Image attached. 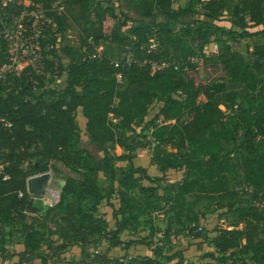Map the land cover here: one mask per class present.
<instances>
[{
  "label": "trees",
  "instance_id": "16d2710c",
  "mask_svg": "<svg viewBox=\"0 0 264 264\" xmlns=\"http://www.w3.org/2000/svg\"><path fill=\"white\" fill-rule=\"evenodd\" d=\"M125 1L142 17L127 33L123 28L131 18L115 2L8 3L10 17L36 5L43 8L51 23H45L40 44L51 59L45 58L42 73L25 68L19 75L4 72L0 78V91H4L0 118L12 124L5 128L0 122V234L6 224L22 222L21 252L25 257L30 254L22 262L28 263L39 259L48 264L76 246L77 258L68 264H183L163 246H151L153 228L149 240L143 236L141 240L151 246L150 254L128 260L122 256L121 261L110 252L113 248L127 252L138 243L123 240L121 234L137 231L141 217L168 213L169 219L193 231L203 210L214 208L229 222L217 229L215 251L205 264H264V0H187L177 7L173 0ZM53 4L62 5L64 12L58 14ZM74 8L80 46L61 47L68 59L64 64L56 56V41L67 26L68 11ZM224 12L236 28L224 29L216 23ZM158 15L163 18L158 20ZM253 37L263 41L247 55L226 41ZM212 39L222 45L217 53L206 55L204 47ZM104 42L124 51L130 46L133 59H123L116 67L104 53L90 57L95 46ZM153 42L155 48H148ZM199 60L221 64L225 72L221 81L203 79ZM55 70L58 76L65 75L60 90L44 82L45 73ZM227 84H240L243 90H228ZM223 91L225 100L219 101L216 96ZM155 102L161 106L150 120L148 144L150 162L159 174L151 176L146 167L133 164L129 152L134 147V126L142 124ZM77 110L85 117L89 139L104 149L102 168L85 165ZM116 145L129 151L116 158L128 162L119 177L111 163L115 158L107 154ZM57 163L69 173L58 201L46 207L27 194L25 181L51 169L59 172ZM99 170L109 175L107 190L99 183ZM182 170L180 180L165 182L167 172ZM229 173L240 178L235 188L229 186ZM115 192L117 206L111 202ZM102 201L111 207V220L98 212ZM96 238L107 241L105 249L97 248ZM43 246L46 253L39 251Z\"/></svg>",
  "mask_w": 264,
  "mask_h": 264
},
{
  "label": "rangeland",
  "instance_id": "374dc122",
  "mask_svg": "<svg viewBox=\"0 0 264 264\" xmlns=\"http://www.w3.org/2000/svg\"><path fill=\"white\" fill-rule=\"evenodd\" d=\"M103 4H111L115 2V6H120V8L126 12V14L131 18V21L128 22L127 26L123 28V30L127 33L128 28L134 24H137L139 20H141V14L134 8H130L125 0H100ZM187 0H173V7L184 6ZM77 14V9H70L67 13L68 20L67 26L64 31L59 32L56 41V56H60L62 62L65 64L68 59L64 57L61 47L69 46L74 49H78L80 46L81 39V31L78 24L75 22ZM44 15V13H43ZM45 18H48L44 15ZM163 17L158 15L157 19L161 20ZM217 24L223 26L224 29H228L230 27L236 28L231 25L229 21V17L226 12L222 14L220 19L216 22ZM53 30L55 28L53 27ZM12 32L14 30L12 29ZM225 36V35H224ZM227 36V35H226ZM229 38H226V41L230 42L234 49L239 50L242 54L247 55L248 50L257 44L261 43L263 39L261 37H253V38H245L238 39L236 41H230ZM216 43L218 45V49L221 47L222 43L220 41L212 39L208 47H204V51L206 55H209L210 50L212 49L213 44ZM96 48V47H95ZM125 48V47H124ZM13 50V49H12ZM130 46H126L125 51L121 49L120 46H117L113 43L104 42L97 46V53H104L112 58L114 61L121 62L123 59L126 61H131L133 59V53L130 51ZM45 58L51 59V56L48 54H44ZM203 61H198L197 68L200 75L203 73ZM38 74V73H37ZM117 78L119 75L116 76ZM44 82L47 87H52L57 90L62 89L65 86V75L58 76L56 74V70L54 72L47 71L44 76ZM0 93H4V91H0ZM161 104L159 102L153 103L149 107V111L145 120L140 125L134 126V132L131 138L134 147H132L131 151H125L122 147L116 145L113 148H109L107 154L110 158H115L111 160L112 165L115 167L116 174L119 177L120 171L125 169L128 162L117 160V156L125 154L129 152L131 160L134 165L146 166L148 169V173L151 176H155L158 173L156 165L151 164L150 157L152 155V149L149 146L150 138V120L157 113ZM221 108V107H220ZM222 109V108H221ZM223 110V109H222ZM75 116L79 125V134H80V146L83 150V154L85 155L86 161L85 165L89 167L96 166L97 168H102L103 161L105 157L104 149L97 143L92 142L88 135L85 132V117L81 113L80 110L75 112ZM110 118L113 121H117V118H114L110 115ZM234 164V160H232ZM27 162L23 164V168L26 167ZM60 170L59 172H54L52 169L49 170L52 173L53 181L51 185H56L57 181L64 180L66 174L69 173V170L64 168L62 164L57 163ZM85 169H81L80 172ZM233 171H236V165L233 167ZM79 176L80 174H75ZM183 176L182 171H169L166 174L165 182H173L177 181ZM97 176L99 178L100 185L107 190L110 185V179L107 171L99 170L97 171ZM229 186L231 188H235L240 180L239 177L235 176L234 173H229ZM182 178V177H181ZM144 184H150V182L144 180ZM50 185V186H51ZM117 183L115 182V186ZM53 187V186H52ZM161 192L160 190L158 191ZM111 202L114 206L118 205V193H114L112 195ZM98 212L102 217L111 220V207L107 205L106 201H102L98 207ZM219 211L210 208L203 210V215L200 217L198 226L193 231H189L187 228L182 227L180 224H176L172 219H169V214L166 213H153L151 217L144 216L141 217V222L139 228L134 233H122L123 238L125 240H135L138 243H134L131 248L127 251H120L118 248L111 249L110 254L114 258H121L122 256L125 259H129L135 256L145 255L144 253L150 250L152 246H163L164 251L167 254H174L175 261L181 259L183 264H205L206 262L211 260V257L208 255L210 253H214V238L217 234V229L226 227L229 222V218L226 215L219 216ZM47 224L51 229H54L55 224L52 221H48ZM22 226V222H15L12 224H6L2 233L0 234V264H12L15 262H20L21 264H41L39 259L32 261L31 263L22 262V260H29L30 254H26L27 257L23 255L21 252L23 250V235L21 234L20 228ZM151 228L155 231V235L152 239L151 246L146 245L145 243H141L142 236L146 237V241L149 240L148 234L150 233ZM167 234L168 236H166ZM133 237V238H131ZM95 244L97 248L105 249L107 246V241L101 238L95 239ZM42 253H46V249L43 246L40 250ZM79 253V248L76 246L70 247L65 251V254L59 256L58 258H52L49 260L48 264H68V260L71 261L73 258H77L74 254Z\"/></svg>",
  "mask_w": 264,
  "mask_h": 264
},
{
  "label": "built area",
  "instance_id": "2783aa9c",
  "mask_svg": "<svg viewBox=\"0 0 264 264\" xmlns=\"http://www.w3.org/2000/svg\"><path fill=\"white\" fill-rule=\"evenodd\" d=\"M22 1L0 0V60H2L0 61V78L4 72L19 75L23 69L28 68L35 73H42L46 67L40 39L45 38V23L50 24L51 19L44 17V10L40 5H36L32 10L25 8L19 15L10 17L6 12L8 3L19 4ZM53 8L58 14L64 12L62 5L53 4ZM32 18H34L33 21H31ZM156 45L153 42L148 48H155ZM95 47V52L91 53L90 57L99 58L101 54L97 53V46ZM217 52L218 46L214 43L210 53ZM114 62L117 67L119 62ZM0 122L5 128H10L12 125L6 119L0 118ZM59 192L60 188L52 184L42 197H33V200L39 199L44 206L50 207L58 201ZM21 195L22 193L19 192V196ZM120 260L123 261L122 258Z\"/></svg>",
  "mask_w": 264,
  "mask_h": 264
},
{
  "label": "crops",
  "instance_id": "0c3cea01",
  "mask_svg": "<svg viewBox=\"0 0 264 264\" xmlns=\"http://www.w3.org/2000/svg\"><path fill=\"white\" fill-rule=\"evenodd\" d=\"M209 44L206 45V47H208ZM251 50V48H250ZM203 73L200 75L203 79L207 80V81H211V80H214V79H218L221 81V77H223L225 75V72H224V69L223 67L221 66V64L219 63H214V62H203ZM227 89L228 90H233L235 89L237 92H241L243 90V86L240 85V84H227ZM216 98L219 100V101H223L225 100V91L223 92H220L217 94ZM220 107L225 110V107L223 105H220ZM146 167V166H144ZM181 177H183L181 175ZM181 177L177 180H180ZM159 214V213H158ZM129 231L125 230L123 232L124 233H128ZM121 238L123 240H125V238H123L122 234H121ZM133 238V237H131ZM19 245H23V244H19ZM131 248V247H130ZM120 251H124L120 248H118ZM128 251V250H127ZM145 255H148L150 254V250H148V252L144 253Z\"/></svg>",
  "mask_w": 264,
  "mask_h": 264
},
{
  "label": "water",
  "instance_id": "95a60500",
  "mask_svg": "<svg viewBox=\"0 0 264 264\" xmlns=\"http://www.w3.org/2000/svg\"><path fill=\"white\" fill-rule=\"evenodd\" d=\"M53 181L52 173L45 171L37 173L26 178V192L31 197H42ZM59 188L62 187L63 182L57 181Z\"/></svg>",
  "mask_w": 264,
  "mask_h": 264
}]
</instances>
